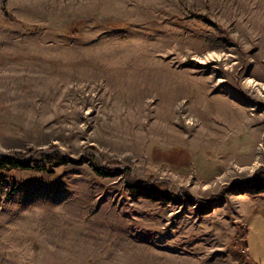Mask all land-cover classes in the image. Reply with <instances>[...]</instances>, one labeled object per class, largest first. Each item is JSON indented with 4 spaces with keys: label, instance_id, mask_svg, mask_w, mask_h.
<instances>
[{
    "label": "rangeland",
    "instance_id": "1",
    "mask_svg": "<svg viewBox=\"0 0 264 264\" xmlns=\"http://www.w3.org/2000/svg\"><path fill=\"white\" fill-rule=\"evenodd\" d=\"M38 153L67 163L0 170V264H248L264 0H0V156Z\"/></svg>",
    "mask_w": 264,
    "mask_h": 264
},
{
    "label": "crops",
    "instance_id": "2",
    "mask_svg": "<svg viewBox=\"0 0 264 264\" xmlns=\"http://www.w3.org/2000/svg\"><path fill=\"white\" fill-rule=\"evenodd\" d=\"M247 223L244 247L248 264H264V212L250 215Z\"/></svg>",
    "mask_w": 264,
    "mask_h": 264
},
{
    "label": "trees",
    "instance_id": "3",
    "mask_svg": "<svg viewBox=\"0 0 264 264\" xmlns=\"http://www.w3.org/2000/svg\"><path fill=\"white\" fill-rule=\"evenodd\" d=\"M19 154H15V157H1L0 156V170H11V169H32L36 171L44 172L48 170V167L52 164L62 165L66 164L67 160L63 157H60L57 154L54 155H43L38 153L35 156V159L30 161H24L19 159ZM95 172L99 175L106 176L108 175V171H103L101 169H97L95 167ZM147 190H149L147 188Z\"/></svg>",
    "mask_w": 264,
    "mask_h": 264
},
{
    "label": "bare ground",
    "instance_id": "4",
    "mask_svg": "<svg viewBox=\"0 0 264 264\" xmlns=\"http://www.w3.org/2000/svg\"><path fill=\"white\" fill-rule=\"evenodd\" d=\"M247 84L252 90H258L257 83H255L253 81H248Z\"/></svg>",
    "mask_w": 264,
    "mask_h": 264
}]
</instances>
